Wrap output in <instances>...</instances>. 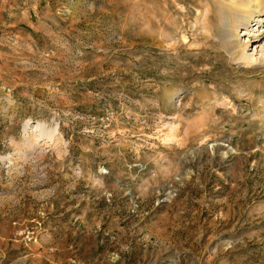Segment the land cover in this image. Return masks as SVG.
I'll list each match as a JSON object with an SVG mask.
<instances>
[{
	"label": "rangeland",
	"instance_id": "1",
	"mask_svg": "<svg viewBox=\"0 0 264 264\" xmlns=\"http://www.w3.org/2000/svg\"><path fill=\"white\" fill-rule=\"evenodd\" d=\"M230 2L0 0V264H264V0L236 55Z\"/></svg>",
	"mask_w": 264,
	"mask_h": 264
},
{
	"label": "bare ground",
	"instance_id": "2",
	"mask_svg": "<svg viewBox=\"0 0 264 264\" xmlns=\"http://www.w3.org/2000/svg\"><path fill=\"white\" fill-rule=\"evenodd\" d=\"M254 2H255V7L258 8V2L257 0H231V9L233 11V16L231 18V21H229L228 23V27H229V31L224 33L225 38L231 40L232 39V43L231 46L229 47L231 50V53H233V55L235 54H239L241 52L244 51V49H246L245 47L249 44V42L246 43H242L241 40L239 38L236 37V32L238 31V27L240 26V24H244L243 29L244 33H247V31H249L248 29H250L249 27L252 25L250 23V17L254 11L253 6H254ZM253 30V28L251 29ZM249 41V40H248ZM248 61L251 62V60H255L254 55H245L243 54ZM242 55V56H243ZM244 59V57H243ZM246 59V60H247Z\"/></svg>",
	"mask_w": 264,
	"mask_h": 264
}]
</instances>
